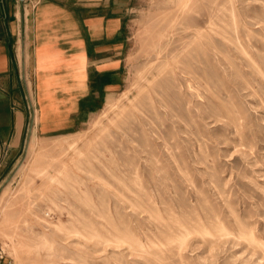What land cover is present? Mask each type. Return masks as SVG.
I'll list each match as a JSON object with an SVG mask.
<instances>
[{"label":"rangeland","instance_id":"obj_1","mask_svg":"<svg viewBox=\"0 0 264 264\" xmlns=\"http://www.w3.org/2000/svg\"><path fill=\"white\" fill-rule=\"evenodd\" d=\"M177 1H130L112 108L1 166L13 264H264V0Z\"/></svg>","mask_w":264,"mask_h":264},{"label":"crops","instance_id":"obj_2","mask_svg":"<svg viewBox=\"0 0 264 264\" xmlns=\"http://www.w3.org/2000/svg\"><path fill=\"white\" fill-rule=\"evenodd\" d=\"M130 1L0 0L1 170L32 135L75 132L121 89Z\"/></svg>","mask_w":264,"mask_h":264},{"label":"bare ground","instance_id":"obj_3","mask_svg":"<svg viewBox=\"0 0 264 264\" xmlns=\"http://www.w3.org/2000/svg\"><path fill=\"white\" fill-rule=\"evenodd\" d=\"M189 0H178L177 1V6H179V7H183L187 2H188ZM250 30V29H249ZM200 29L197 31L198 32V35H199V33H200ZM212 31V30H211ZM256 35V34H255ZM223 37V36H222ZM239 42V41H238ZM250 43V42H249ZM189 45V44H188ZM245 52V51H244ZM250 57V56H249ZM167 59V58H166ZM177 59V58H176ZM251 59V58H250ZM256 66V65H255ZM258 68V67H257ZM166 69V68H165ZM263 72H261V74H262ZM183 75V74H182ZM155 76V75H154ZM263 77H264V74H263ZM149 81H151V80H149ZM191 82V81H190ZM144 89H145V87H144ZM191 89V88H190ZM192 90H194V89H192ZM139 94V93H138ZM130 100V99H129ZM135 100V99H134ZM116 104V102H115V100H111V101H108V103H107V106L109 107V108H112L114 105ZM253 104V103H252ZM137 109V108H136ZM105 114V113H104ZM119 116V115H118ZM117 116V117H118ZM96 125V124H95ZM93 126H94V124H93ZM134 143V142H133ZM75 144V143H74ZM28 155H27V157H28V159H30L34 154H35V151H34V149L31 147V144H30V146H29V148H28ZM144 154V153H143ZM33 167V166H32ZM32 167H31V169H32ZM25 168V162L20 166V170H23ZM19 171V170H18ZM39 172H43L42 174H44L45 173V170H40ZM135 175V174H134ZM52 178V177H51ZM138 178V177H137ZM138 187V186H137ZM143 189V188H142ZM151 200V199H150ZM142 209V208H141ZM144 210V209H143ZM160 218H163V217H160ZM56 228H59V229H61V227H62V225H59V224H56V226H55ZM183 227V226H182ZM219 230L221 231V232H224L225 234H227V231H226V229H225V227H223V226H220L219 227ZM202 233H208L209 232V230H207V228L205 229H203L202 231H201ZM79 233H81V232H79ZM198 233V232H197ZM71 234H73L72 232H71ZM77 234V233H76ZM187 234V232H179L178 234L176 233V237H175V239L176 240H179L180 242H183L184 241V239H185V236H187L186 235ZM191 234V232L189 233V235ZM240 237H242V238H245V239H247L250 243L251 242H257V240H256V238H254L253 237V235H252V233H250V232H247V231H241L240 232ZM88 235V234H87ZM228 235V234H227ZM82 236H84V235H82ZM97 236V235H96ZM112 236V235H111ZM209 236V235H208ZM213 236V235H212ZM211 236V237H212ZM97 237H99V236H97ZM116 239H117V237H115ZM123 238H125L124 236H123ZM101 239H103V238H101ZM172 239V238H171ZM130 240V239H129ZM110 241V240H109ZM118 241V240H117ZM120 241H122V243H123V240H121L120 239ZM119 241V242H120ZM140 241V240H139ZM173 241V240H172ZM104 242V241H103ZM112 242V241H111ZM159 242V241H158ZM169 242L171 243V241L169 240ZM107 243H109V242H107ZM113 243H115V242H113ZM130 243H132V242H130ZM125 244V243H124ZM135 244H138V242L136 243L135 242ZM140 244H142V243H140ZM151 244H153V243H151ZM161 244V243H160ZM155 245V244H154ZM183 245V244H182ZM132 246V245H131ZM162 246H163V244H162ZM142 247V246H141ZM153 247V246H152ZM147 248H148V246H147ZM181 248V247H180ZM143 250V249H142ZM155 256V255H154Z\"/></svg>","mask_w":264,"mask_h":264},{"label":"built area","instance_id":"obj_4","mask_svg":"<svg viewBox=\"0 0 264 264\" xmlns=\"http://www.w3.org/2000/svg\"><path fill=\"white\" fill-rule=\"evenodd\" d=\"M22 2H26L27 0H21ZM0 264H13L10 258L4 256V253H0Z\"/></svg>","mask_w":264,"mask_h":264}]
</instances>
